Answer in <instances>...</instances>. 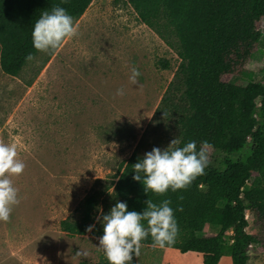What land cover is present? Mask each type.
Returning a JSON list of instances; mask_svg holds the SVG:
<instances>
[{
    "label": "rangeland",
    "instance_id": "rangeland-1",
    "mask_svg": "<svg viewBox=\"0 0 264 264\" xmlns=\"http://www.w3.org/2000/svg\"><path fill=\"white\" fill-rule=\"evenodd\" d=\"M122 1L92 0L81 15L73 17L77 35L66 38L55 50L37 51L17 76L5 75L0 69V134L9 141H28L33 135L37 140L36 159L29 162V173L26 170L23 176L26 184L15 178L26 188L13 184L19 203L7 221H0L4 251L0 264H20L6 253L8 240L24 242L25 253L31 255L50 252L58 237L47 234L48 225L43 222L50 219L51 229L56 230L61 220L75 218V208L92 191L103 193L99 206L105 210L112 192L107 188L134 152L143 156L152 147L164 148L178 138L164 109L155 111L179 59ZM256 27L264 37V16ZM160 60L168 62V68L163 69ZM133 66L140 72L134 85L128 79ZM222 80L241 85L264 81V40L252 48L240 70L223 75ZM118 88L123 95L116 94ZM208 151L213 159L220 157V152ZM33 187L37 190L34 198L30 194ZM246 219V231L259 234L249 210ZM40 225L46 231L42 240L37 239ZM205 233L210 235L215 229L206 227ZM87 237L77 241L67 237L63 245L71 242V253L80 251L82 245L85 253L98 249L97 262L104 256L97 246L98 237L91 232ZM226 240L232 241V232ZM247 254V264H264V244L250 245ZM226 261L231 263L228 252L222 257Z\"/></svg>",
    "mask_w": 264,
    "mask_h": 264
},
{
    "label": "trees",
    "instance_id": "trees-1",
    "mask_svg": "<svg viewBox=\"0 0 264 264\" xmlns=\"http://www.w3.org/2000/svg\"><path fill=\"white\" fill-rule=\"evenodd\" d=\"M92 0H0V69L17 76L29 60L31 31L35 20L54 5L72 17L81 15ZM117 4L122 0H112ZM141 23L171 48L179 59L173 80L155 111L164 109L177 130L180 144L208 141L220 157L209 156L202 175L176 191L145 193L132 179V164L142 156L135 152L115 176L104 212L117 201L128 210L141 211L144 201H170L178 225L175 243L169 248L195 252L201 264H219L228 252L231 264H247L250 245L264 244V81L245 85L224 82L225 74L240 70L254 46L264 37L257 22L264 16V0H126ZM166 69L169 63L159 61ZM177 97V98H176ZM103 193H88L75 208L76 217L60 221L68 237L91 232L102 234L96 219ZM254 214L259 234L246 231V211ZM146 224V221H142ZM89 225H95L89 230ZM215 229L207 235L205 228ZM232 241L227 242V233ZM141 244L154 245L151 237ZM158 246V245H154ZM108 264L105 256L97 262ZM132 264H136L135 256Z\"/></svg>",
    "mask_w": 264,
    "mask_h": 264
},
{
    "label": "clouds",
    "instance_id": "clouds-1",
    "mask_svg": "<svg viewBox=\"0 0 264 264\" xmlns=\"http://www.w3.org/2000/svg\"><path fill=\"white\" fill-rule=\"evenodd\" d=\"M75 35L77 27L73 17L64 7L54 5L35 20L32 46L42 52L55 50L66 38ZM26 58L31 59V53ZM139 76L138 68L133 66L129 81L134 85ZM116 94L123 95V89L118 88ZM210 147L208 141H200L197 146L195 140L181 145L175 137L166 147L154 146L138 158L132 164V179L142 184L145 193L163 194L185 188L208 166ZM24 167L23 161L17 158L16 145L0 142V221H7L13 206L19 203L18 189L11 177L21 174ZM144 204L141 211L128 210L127 202L119 200L107 212L97 206L96 219L102 225L97 246L108 264H132L133 256L140 253L141 242L149 236L161 248L175 243L178 225L170 201L163 199L156 203L146 199ZM94 226L89 225V230Z\"/></svg>",
    "mask_w": 264,
    "mask_h": 264
},
{
    "label": "crops",
    "instance_id": "crops-1",
    "mask_svg": "<svg viewBox=\"0 0 264 264\" xmlns=\"http://www.w3.org/2000/svg\"><path fill=\"white\" fill-rule=\"evenodd\" d=\"M6 135V134H5ZM28 139V138H27ZM0 142L2 143H9V144H15L16 148H17V158L22 160L25 167L21 173V175H15L12 176L11 179L14 183L19 184V179L17 181H15L16 177H19L20 180L26 184V182L23 181L24 179V174L26 170H28L29 173V167L28 164L30 161H35L36 159V146H37V140L34 138V135L31 136V138L28 139V141H24L20 138H16V139H12V140H8L7 136H4L2 134H0ZM49 159H51V155H49ZM50 163V161H49ZM46 176V169H44L43 171ZM43 175V176H44ZM51 176V171H50V167H48L47 170V177ZM25 184H19V186L21 188H26ZM25 185V186H24ZM29 188V187H28ZM32 192H30L31 196H33V198L35 197V194L37 192L36 188H31ZM29 194V195H30ZM49 200V199H47ZM50 205V204H48ZM44 224H46L47 227V234H55L58 237V241L54 240L55 246H53V248L51 249L50 252H43L41 254H43L41 256V254H37V255H31L29 253H25V247H24V242L23 243H19V244H13L11 242V240H8V243H4L5 245H8V248L5 250L6 253H9L11 258H16L18 261H20V264H78L80 261L86 260L88 262L91 263H95L94 259L96 255H98L99 250L98 249H94L89 252H83V249H85L84 247L86 246H80V254H77L76 251H72L69 252V246L70 243H65V245H63L64 239H68L67 235L64 234V232H61L59 229V225L57 224L56 226V230H52L51 229V223H50V219H47L45 222H43ZM39 225V224H38ZM32 226H36L35 223L32 224ZM41 227V234H39V236H37V239L42 240L44 234L46 233L45 228L40 225ZM6 228V227H5ZM4 228V230H5ZM32 234H34L33 232H31ZM10 235V233H8V236ZM35 235V234H34ZM6 236V235H3ZM87 237L86 235L83 236H76V237H69L70 239H72V241H77L78 239H82L84 240ZM98 237V236H97ZM36 238V236L34 237ZM10 242L12 244H10ZM2 244H0V254H2L4 251L2 250ZM19 247H21V249H18ZM82 253L86 254L85 257L82 255ZM91 254V257H86L88 254ZM194 262H192V260H194ZM43 260V261H42ZM135 262L136 264H201L202 262V256L198 253L195 252H186V253H181L179 252L177 249L174 248H169V247H159V246H154V245H145V244H141V248H140V253L138 256H135ZM219 264H231L229 261L226 262H222V259L220 261Z\"/></svg>",
    "mask_w": 264,
    "mask_h": 264
}]
</instances>
